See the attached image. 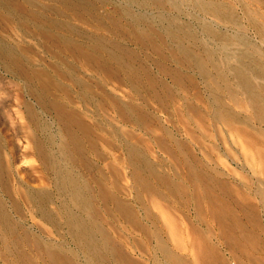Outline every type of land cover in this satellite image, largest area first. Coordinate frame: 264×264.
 Masks as SVG:
<instances>
[{"label": "bare ground", "instance_id": "bare-ground-1", "mask_svg": "<svg viewBox=\"0 0 264 264\" xmlns=\"http://www.w3.org/2000/svg\"><path fill=\"white\" fill-rule=\"evenodd\" d=\"M49 1L0 0V261L264 264V0Z\"/></svg>", "mask_w": 264, "mask_h": 264}, {"label": "rangeland", "instance_id": "rangeland-1", "mask_svg": "<svg viewBox=\"0 0 264 264\" xmlns=\"http://www.w3.org/2000/svg\"><path fill=\"white\" fill-rule=\"evenodd\" d=\"M45 1L50 2L49 0H45ZM111 9L112 7L110 6V4H107L101 7L100 11L105 12V11H110ZM88 28L94 31H99V32L102 31L99 28H94V27L92 28L88 27ZM102 32L106 33L105 31ZM14 36L13 38L16 41L18 42L20 41V43L22 44H30L31 46H33V52L31 53L30 56L33 60H35V62L39 63L40 65H43L49 60H53L51 59L52 57H50L48 53L43 50L42 47L37 46L33 40H30L28 37H25L24 35L23 37L22 35L20 36L16 35L15 37ZM124 43L129 44L132 47L135 46L129 40H124ZM81 74L88 75V72L83 71L81 72ZM22 97L29 98L26 91H24V88L22 86V81L13 77L12 75L7 73L6 71H3V69L0 68V128H2L3 130L2 134L5 135L4 138L8 143L7 151L9 153L11 151V153L14 154V156L17 158V163L21 162L20 163V165L22 164L21 166L24 165L28 166L27 171L25 169L26 172L24 170L21 172L22 175L21 179H23L22 181H24L26 180L25 178H27V180L29 178L31 179L36 178L40 172L39 170H35L31 168L29 169L30 161H32L30 162V164L33 163H35V165L37 164L36 161L34 162V158L33 156H31V154L27 156L26 155L23 156L25 154L24 151H27L25 148V146L27 145L25 130H28L29 128L26 125L25 122L26 120L24 117V113L21 110V105L18 103V98L21 99ZM27 172H29L30 175L27 174ZM28 183H30V186L32 185L33 187L38 186L39 184L36 179L30 180L28 181ZM22 207L23 209L26 210V206L23 205ZM24 213L26 216V217L24 216L25 223L28 225L32 224L31 226L36 228L37 225L36 226L33 225L34 223H32V219L29 217L28 211H24ZM14 216H16L15 213ZM0 264L3 263L0 261Z\"/></svg>", "mask_w": 264, "mask_h": 264}]
</instances>
